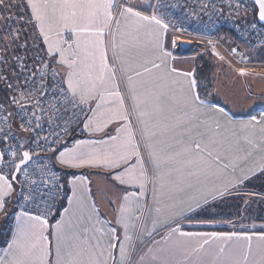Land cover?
<instances>
[{
    "label": "snow or ice",
    "instance_id": "6c2138e0",
    "mask_svg": "<svg viewBox=\"0 0 264 264\" xmlns=\"http://www.w3.org/2000/svg\"><path fill=\"white\" fill-rule=\"evenodd\" d=\"M172 6L0 0V215L24 208L0 264H264V231L182 230L214 223L200 214L229 196L264 200L246 191L264 178V117L234 121L212 92L201 94L194 68L169 62L170 35L184 31L167 18ZM175 6L249 35L264 27V0ZM252 49L264 53V35ZM81 125L89 138L69 147Z\"/></svg>",
    "mask_w": 264,
    "mask_h": 264
},
{
    "label": "built area",
    "instance_id": "2783aa9c",
    "mask_svg": "<svg viewBox=\"0 0 264 264\" xmlns=\"http://www.w3.org/2000/svg\"><path fill=\"white\" fill-rule=\"evenodd\" d=\"M167 4H172V7L166 8L165 12L168 19H171L177 26L183 27L184 31H173L172 33L179 39L186 41L187 44L198 45L199 51L203 53H209L211 44H215L216 51L226 57V61H222L229 66L231 64L232 69L244 68L255 69L264 68V62H260L258 51H253L252 45L257 42L260 35H264V27L257 25V28L249 35L248 31H240L234 22L226 18H212L207 15H202L199 18L196 16H187L186 13L189 9L184 7H176L177 0H165ZM235 45L238 48V55L233 56L229 53V49ZM211 55V54H210ZM213 56V55H212ZM215 60L217 57L213 56ZM220 61V60H218ZM82 125L79 127L74 126V131L71 136L66 139L69 140L76 136L82 135ZM60 171V170H59ZM62 173V171H60ZM66 201H60L59 204H63ZM14 209L18 212L23 211L24 208L21 205H14ZM32 214H36L34 208L28 209ZM56 209L53 210V214L48 217L49 223H55L58 216L55 214ZM6 248V246L0 245V250Z\"/></svg>",
    "mask_w": 264,
    "mask_h": 264
},
{
    "label": "crops",
    "instance_id": "0c3cea01",
    "mask_svg": "<svg viewBox=\"0 0 264 264\" xmlns=\"http://www.w3.org/2000/svg\"><path fill=\"white\" fill-rule=\"evenodd\" d=\"M172 36L176 38L175 46H173V44L171 43ZM180 42L181 41L173 33H171L170 38L167 42V47L168 50L173 53L175 59L174 60L170 59L169 62L174 63L177 68H184V69L194 68V70L196 71V67L198 64L194 61H190L189 55L181 53V50L183 49V45L185 43H180ZM259 58L264 60V53H260ZM221 63L223 62L214 60V65H215L214 73L215 72L216 74L218 73V71L216 70L221 68ZM214 73H213V88L210 91L213 93V97H210V99H213L214 103H218L221 107H223L229 113V115L232 117L234 121L241 122V121H248L252 118L264 117V74L248 73L245 77L244 76L232 77V80L236 82V85L232 87L231 91H228V89H226V86L229 85L230 79L228 77L217 78L216 74ZM88 138H89L88 134L83 132L81 136H76L69 139L68 145L70 147L72 145L73 140L88 139ZM57 168L60 171H62V173L72 172V173L80 174V173H90L95 171L94 169H87V168L62 169L59 168V166H57ZM254 178L256 177H253L252 179ZM92 180L94 184L102 183V181H100L95 176L92 177ZM63 204L66 206V202ZM11 207L14 208V205ZM101 207L103 211V209L107 207V201H105ZM18 214L19 212L14 209V214L12 216L11 223L9 227H6L8 234L7 243L10 242L11 236L13 234V230L16 225V216ZM60 214L61 215L63 214L62 209H60ZM3 219H4V215H0V232L5 228V227H1V223ZM107 219L110 220L111 217H107ZM53 224L54 223L52 224L49 223L50 226ZM186 224L187 222H185L182 225V230L193 231L186 229L185 228ZM250 234L259 235L260 233L250 232ZM253 242L255 244L256 242L255 239Z\"/></svg>",
    "mask_w": 264,
    "mask_h": 264
},
{
    "label": "trees",
    "instance_id": "16d2710c",
    "mask_svg": "<svg viewBox=\"0 0 264 264\" xmlns=\"http://www.w3.org/2000/svg\"><path fill=\"white\" fill-rule=\"evenodd\" d=\"M215 58L209 53H202L199 56V63L196 67V72L201 79V94L205 95L207 92L211 91L213 88V73L215 71L214 65ZM248 188L257 189L260 192H264V178H254L247 184ZM264 205H261L259 211L254 208L253 205L250 206L249 203H244L238 199H226L221 203H217L215 206L210 208V211L201 213V217H214V223L218 228L214 230H204V232L217 231V232H231L237 231L241 232L243 229H240L241 224H248L247 226L253 225L254 219L264 220ZM215 210H219V213H215ZM261 211V212H260ZM14 214V208L9 207L8 214L4 216V219L1 223V227H5L0 232V245H7V228L9 227L12 216ZM235 224V227L233 226ZM255 223V222H254ZM262 229L257 228L248 231L249 233H261Z\"/></svg>",
    "mask_w": 264,
    "mask_h": 264
},
{
    "label": "rangeland",
    "instance_id": "374dc122",
    "mask_svg": "<svg viewBox=\"0 0 264 264\" xmlns=\"http://www.w3.org/2000/svg\"><path fill=\"white\" fill-rule=\"evenodd\" d=\"M181 42L180 43H185L187 44L186 41H183V40H180ZM198 45H195V44H192L191 45V50L186 53L183 49L181 50V53L182 54H186V55H189V60L190 61H194L196 62L197 64L199 63V56L200 54L203 53V51H199V47H197ZM260 62H264L263 59H260ZM222 62V61H221ZM216 71H218V73L216 74V72L214 74H216L217 78H224V77H228L230 79V82H229V85L226 86V89H228V91H231L232 87H234V85H236V82H234V80H232V77H237V76H240L237 74L236 71H234V69L230 68L228 65H226L225 63H221V68L217 69ZM248 73H254V74H264V68H255V69H248L247 70ZM246 75H244L245 77ZM231 85V86H230ZM246 191L250 192V193H255V192H260L258 191L257 189H251V188H246ZM238 199V200H241V201H247V203L254 206L255 209H257V211H259L261 205H264V200H261L258 196L256 195H248L246 197H244L243 199H241L240 196H237V195H232V196H229L227 199ZM222 201H220L221 203ZM264 208V206L262 207ZM261 212V211H260ZM215 213H219V210H215ZM256 219H254L253 222V225H255V228H253L251 225L250 226H247L248 224H243V228L240 227V229H243L246 228L248 231L250 230H253V229H257V228H261V225H264V220H257L255 221ZM255 222V223H254ZM186 229L188 230H193V231H204V230H214L216 228H218V226L215 224V223H211V224H198V223H189L187 222L186 226H185ZM264 230V229H262Z\"/></svg>",
    "mask_w": 264,
    "mask_h": 264
},
{
    "label": "water",
    "instance_id": "95a60500",
    "mask_svg": "<svg viewBox=\"0 0 264 264\" xmlns=\"http://www.w3.org/2000/svg\"><path fill=\"white\" fill-rule=\"evenodd\" d=\"M183 49H184V51L188 52V51L191 50V45H189V44H184V45H183Z\"/></svg>",
    "mask_w": 264,
    "mask_h": 264
}]
</instances>
